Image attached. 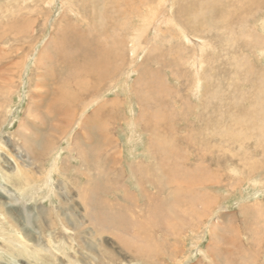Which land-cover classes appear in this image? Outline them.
<instances>
[{
    "label": "rangeland",
    "instance_id": "obj_1",
    "mask_svg": "<svg viewBox=\"0 0 264 264\" xmlns=\"http://www.w3.org/2000/svg\"><path fill=\"white\" fill-rule=\"evenodd\" d=\"M262 116L264 0H0V264H264Z\"/></svg>",
    "mask_w": 264,
    "mask_h": 264
},
{
    "label": "bare ground",
    "instance_id": "obj_2",
    "mask_svg": "<svg viewBox=\"0 0 264 264\" xmlns=\"http://www.w3.org/2000/svg\"><path fill=\"white\" fill-rule=\"evenodd\" d=\"M177 23V22H176ZM179 24V23H178ZM91 27V26H90ZM85 28L87 29V27L85 26ZM61 29V28H60ZM65 29V28H64ZM66 30V29H65ZM88 32H93L92 30L91 31H88ZM88 32H87V34H88ZM101 32H102V36L100 35V34H96V33H94L93 32V34L92 33H90V35L93 37V39H97V40H101V43L100 42H97V41H94V42H91V43H89V44H81V45H78L79 47H80V52H83V49H86V50H88L91 54H93V55H89V54H80L79 53V56L74 60L73 59V55H75V52H72L70 55H68V54H65L64 56H65V58L66 59H68L69 60V62H68V64H65L64 62L60 65V68H61V70H60V72L62 73H66L65 71H70L71 72V74L73 73V72H75V74L77 75V76H79L80 75V73H82V71L81 72H79V70H82V69H84L87 65H88V70L87 69H84L85 70V72H87V73H89V75L90 76H92L94 79H95V81H96V83H97V81L99 80V81H101V80H103V78L105 77V71L104 70H102V68L105 66L104 64L105 63H103L102 62V58H104L105 59V57H101V56H99V55H102V53H105V55H108V56H111V57H114L115 55H113V53L111 52V50H110V47L113 45V43H111V44H107V42L105 43L104 42V40L103 39H101V38H104V37H106V33L104 32V34H103V31L101 30ZM58 33V32H57ZM84 33V30L82 29L81 30V34H83ZM86 34V35H87ZM186 36H187V38H189V35H187L186 34ZM106 40L108 39V37L107 38H105ZM188 40H190V39H188ZM191 42V41H190ZM194 42V41H193ZM94 43V44H93ZM75 44V43H74ZM194 44H196V43H194ZM75 49H76V46H73ZM115 47V50H116V46H114ZM114 49V48H113ZM118 49V48H117ZM100 57V64L102 65V66H96V58L97 57ZM95 57V58H94ZM79 60H81L82 62L80 63L79 62ZM197 61V60H196ZM199 61V60H198ZM70 62H72V64H73V66H71L70 65ZM116 63H117V61H115ZM201 62V61H200ZM196 63V62H195ZM99 68L97 71H95V69L93 70V68ZM47 69V68H46ZM93 70V71H92ZM96 72V73H95ZM199 72V71H198ZM47 74H48V72H47ZM66 76H67V74H65ZM200 75H201V73H200ZM78 77H75V76H73L71 79H73L74 80V83L72 84L71 83V81H68L67 79H65V78H62V82H60L61 83V85H59L58 84V86H59V88L57 89L58 90V94H56V97L58 98V99H56V98H54V100H53V102H52V107L54 108L55 106H59L60 105V101H65V100H71L70 98H67L66 97V95L64 94V92H62L61 91V88H64V87H66V88H69V89H73L74 88V86H72V85H76L75 87H77V86H80V85H88L87 86V89H89V88H91V83H92V80L93 79H88V78H86V79H80V78H78ZM199 79V78H198ZM80 80H84V82H81ZM98 84V83H97ZM83 87V86H82ZM78 88V87H77ZM84 88H86V87H84ZM80 89V88H79ZM77 90V89H76ZM92 90V89H91ZM80 91V90H79ZM93 91V90H92ZM77 92H78V90H77ZM76 93V92H75ZM68 95V94H67ZM67 98V99H66ZM75 99V98H74ZM83 100H85L84 98H83ZM74 101V100H73ZM77 101V100H76ZM81 101H82V99H81ZM87 102V101H86ZM85 102V103H86ZM67 103V102H66ZM69 104V103H68ZM72 104V103H71ZM73 104H75L74 102H73ZM72 104V105H73ZM79 104H81L82 106H83V103H79ZM67 105V104H66ZM84 105H86V104H84ZM69 106V105H68ZM82 106H80V107H82ZM79 107V106H78ZM80 107H79V109H80ZM72 108H74V106L72 107ZM71 109V108H70ZM69 110V109H68ZM74 110H76V109H74ZM67 111V110H66ZM72 112H73V110H72ZM70 113H71V110H70ZM69 113V114H70ZM67 114H68V112H67ZM96 114V113H95ZM72 115V114H71ZM97 115V114H96ZM68 116V115H67ZM74 116H75V114H74ZM73 116V117H74ZM69 117V116H68ZM262 118H264V116H262ZM71 120H73V118L71 119ZM64 121V120H63ZM68 124V123H67ZM69 124H70V122H69ZM69 127V126H68Z\"/></svg>",
    "mask_w": 264,
    "mask_h": 264
}]
</instances>
